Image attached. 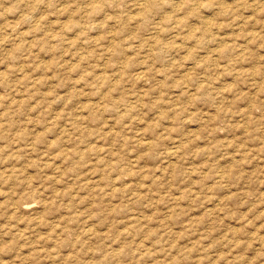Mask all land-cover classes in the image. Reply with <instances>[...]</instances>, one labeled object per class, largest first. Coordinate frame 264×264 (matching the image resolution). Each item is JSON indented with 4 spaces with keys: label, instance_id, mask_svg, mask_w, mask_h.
Returning a JSON list of instances; mask_svg holds the SVG:
<instances>
[{
    "label": "rangeland",
    "instance_id": "374dc122",
    "mask_svg": "<svg viewBox=\"0 0 264 264\" xmlns=\"http://www.w3.org/2000/svg\"><path fill=\"white\" fill-rule=\"evenodd\" d=\"M183 1L0 0V264H264V0Z\"/></svg>",
    "mask_w": 264,
    "mask_h": 264
},
{
    "label": "bare ground",
    "instance_id": "6f19581e",
    "mask_svg": "<svg viewBox=\"0 0 264 264\" xmlns=\"http://www.w3.org/2000/svg\"><path fill=\"white\" fill-rule=\"evenodd\" d=\"M145 1H146V0H145ZM182 1H183V0H182ZM195 1H197V0H195ZM198 1H199V0H198ZM136 2H137V1H136ZM136 2H135V3H136ZM183 2L186 3V1H183ZM190 2H191V1H190ZM208 2H210V1H208ZM221 2H222V0H221ZM136 4H138V3H136ZM187 4H188V3H187ZM187 4H185V5H187ZM192 4H194V3L192 2ZM146 5H148V3L145 4V6H143V4L140 3V4L138 5V6H139L138 8L141 9L142 12H143V11L151 12V11H147V9H146L147 6H146ZM149 5H150V4H149ZM222 5H223V3H221V6H222ZM135 6H136V8H137V5H135ZM149 7H150V6H149ZM145 9H146V10H145ZM141 10H140V11H141ZM137 11H138V10H137ZM138 12H139V11H138ZM146 12H145V13H146ZM140 13H141V12H140ZM155 27H158V26H155ZM158 28H159V27H158ZM190 67H191V66H190ZM141 71H142V70H141ZM140 73H141V72H140ZM136 74H137V73H136ZM138 76H139V73H138ZM136 77H137V76H136ZM139 79H140V78H139ZM142 142L144 143L145 141H142ZM142 142H141V143H142ZM147 143H148V141H146V144H147ZM177 149H178V148H177ZM169 151H170V150H169ZM170 156H171V155H170ZM174 156H175V155H174ZM142 254H143V253H142ZM145 255H146V254H145Z\"/></svg>",
    "mask_w": 264,
    "mask_h": 264
}]
</instances>
